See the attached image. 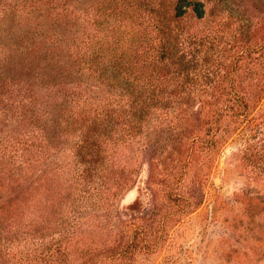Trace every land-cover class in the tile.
Returning <instances> with one entry per match:
<instances>
[{
  "label": "rangeland",
  "instance_id": "1",
  "mask_svg": "<svg viewBox=\"0 0 264 264\" xmlns=\"http://www.w3.org/2000/svg\"><path fill=\"white\" fill-rule=\"evenodd\" d=\"M198 1L156 63L163 98L99 160L0 91V264H264V0Z\"/></svg>",
  "mask_w": 264,
  "mask_h": 264
},
{
  "label": "trees",
  "instance_id": "2",
  "mask_svg": "<svg viewBox=\"0 0 264 264\" xmlns=\"http://www.w3.org/2000/svg\"><path fill=\"white\" fill-rule=\"evenodd\" d=\"M0 0V91H16L29 122L53 147L71 144L91 161L163 98L157 62L168 64L173 22L198 0ZM168 6V7H167ZM163 40L157 50L151 32ZM151 67V68H150ZM128 126V127H127ZM127 127V128H126ZM131 127V128H130Z\"/></svg>",
  "mask_w": 264,
  "mask_h": 264
}]
</instances>
